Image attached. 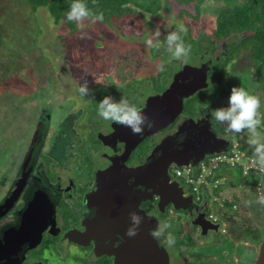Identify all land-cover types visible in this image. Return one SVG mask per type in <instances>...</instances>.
<instances>
[{"label":"flooded vegetation","instance_id":"af4514ba","mask_svg":"<svg viewBox=\"0 0 264 264\" xmlns=\"http://www.w3.org/2000/svg\"><path fill=\"white\" fill-rule=\"evenodd\" d=\"M177 18L180 19V16L173 17L176 22L170 26L171 30L180 25ZM183 25L188 29L185 33L187 39L184 41L189 46V52L190 48L196 47L201 52L202 42L198 40L196 43L192 27L185 23ZM162 43L164 44L163 40ZM157 48L154 47V52H150L149 55L152 60L157 59L159 62L156 73L140 79L122 80L120 83L117 81L118 76L116 79L111 77L113 85L126 88L130 84L139 87L142 81L148 83L152 80L151 82L155 83L146 86L137 105L144 108L151 97L161 95L168 89L176 77L178 82L184 78L180 82L188 83L194 79L196 81L194 72L206 75V87L184 97L181 112L166 127L157 131L148 133L150 129H145L142 135H137L125 129L126 126L119 129L122 127L121 124L108 121L106 125L108 130H96L95 140H90L82 124L75 127L79 129L77 134L64 127V131L56 135L53 131L47 130L52 124L58 127L53 119L56 111L52 106L46 107L48 98L52 97V87L56 86V81L52 80L49 84L50 93L34 97L40 110L35 120L37 125L29 141H25L22 127L21 129L17 127L14 134L10 131L11 135H7L8 143L4 149L0 147V264H114L118 247L123 244L126 237L127 221L124 217L128 216L129 219V213L135 212L129 205L135 204L137 197L142 195L144 197L140 199L139 208L157 219L158 228L160 220L161 223H169L172 220L174 226H179L175 235L176 238L180 237L179 241L171 247L162 236L154 235L157 230L153 232L159 244L168 253V264H218V260L222 263L227 262L226 264H236L232 254L241 255L236 260L239 264H253L247 258L245 246L247 240L234 239L228 223L221 222L220 219L217 221L210 219L208 214L210 207L193 200L188 190L182 188L183 195L191 197L188 208L174 209L168 204L161 211L158 207L159 195L154 192L162 190L167 193L171 188L169 184L176 181L172 174L175 164L169 160L178 156L169 151L180 149L184 144L193 150L197 148L198 150L188 159L191 161L196 158V153L212 144H218L219 139L229 141V138L217 134L214 124H210V117L202 112L204 103L210 101L211 107L215 108L219 106L216 99L221 98L209 97L206 101L197 99L198 93L209 84L208 73L213 60L218 58L217 55L211 58L214 51L211 56L199 53L200 56L196 58L194 54L187 60H172L177 62L179 68L171 73L167 81L160 70L165 64L163 58L169 54L166 50V53H159L156 51ZM239 60L240 57L237 61L242 66V61ZM131 62H135L134 57L128 63L123 62L120 68L131 66ZM233 64L226 77L230 74L229 78L233 76L239 83L241 74L239 72L233 74ZM184 67L189 70L187 71L189 75L181 74L179 77L178 74ZM120 68L117 73L121 72ZM105 76L111 75L105 73ZM103 80L101 77V81ZM103 83L98 84L97 88L90 83L89 88L102 90ZM74 85L78 92V86ZM90 95L81 96V99L93 100ZM226 99L227 97L224 100ZM22 104L19 105V111ZM66 105L68 101L64 106L57 105L56 110H62L61 119L67 124V115L63 112ZM83 114L84 109L76 123L82 122ZM88 118L84 121L89 122ZM10 123L8 122L6 127H9ZM14 127L11 126V129ZM92 131L91 128V133ZM66 137L69 140L64 145ZM180 137L182 139H178ZM100 146H103V149H100ZM19 151L21 155L15 163L14 153L19 155ZM96 155L98 156L95 157ZM159 158L158 165L169 163L167 165L169 179L165 183L162 175H141L136 172V169L139 170ZM6 162H9V166H6ZM71 170H75L76 176L81 175V172L86 173L84 179L77 180L75 176L69 174ZM117 192L127 194L129 204H126V207L113 208L110 205L105 207L104 196ZM177 195L174 193L176 200ZM148 196L150 198H147ZM121 211L124 213L125 230L123 226L119 227L120 216L114 214ZM129 223L130 220L128 225ZM225 237L228 243L234 245L230 255L223 250ZM173 249L177 251L176 256L170 253ZM71 257L75 260H71Z\"/></svg>","mask_w":264,"mask_h":264},{"label":"rangeland","instance_id":"374dc122","mask_svg":"<svg viewBox=\"0 0 264 264\" xmlns=\"http://www.w3.org/2000/svg\"><path fill=\"white\" fill-rule=\"evenodd\" d=\"M23 1L24 0H2V3L0 4V15L3 17L4 20L7 19L6 16L8 14H11L15 20L18 19L20 21L21 25L23 21H25L24 29L27 30L23 31L21 37H8L9 40L12 41V44L15 43L19 46L23 44L24 39L22 38L28 40L30 38L31 31L33 34V30H29L32 29V27L29 26L30 23L26 20L27 16H31V13H25L26 8L23 6ZM210 4L211 3L209 2L203 4V6L200 8V16H198L197 19L196 16L194 17L195 12L192 6L186 8V10L190 14L185 13L182 15L183 17L178 15V12H176L177 6L173 10H170L163 6L160 12H158L156 15L149 16V19L151 20L153 26L148 31L141 34L139 37H124L119 34V32H121L120 30L118 31L117 28H115L114 26L107 25L103 22L92 23L86 21L85 29L78 28L76 31L69 32L62 22H59L57 24L53 23L52 18L49 16L45 8H39L36 13L32 14L36 16V20L42 28L39 36V46L36 48L35 52L29 53L23 50L20 51L22 54L21 71H11L10 73L0 71L1 149L3 150L4 146L7 145L9 136L8 134H10V131H12L11 134H14V130L17 127L19 129H21L22 127V134L24 135V139L26 142L29 141V138L33 134V130L37 125V123H35V120L40 110L38 108V105L36 104L37 101L34 99L37 88L36 86L38 84L42 85L45 90V94H48L51 92L49 88V83L52 80L56 81V86L54 85L55 87H52V97H50V99L48 98L46 107L48 108L52 106L53 110L56 111L55 114L57 115L55 116L54 114L53 119H55L54 122L57 123L58 127L56 128L55 125L52 124L48 126L47 130H50V132L53 131L56 135H58L64 131V127H68L69 130H73V132L77 134L79 129L75 127H77L79 124H82L83 128L87 130L88 137H90V140H95L94 136L96 130H108V128L106 127V125H108V121L102 120L97 116L96 113L97 102L103 95L111 94L114 98L117 99L121 95H123L127 97L131 102L137 104L141 101L146 86H151L155 84L151 82L152 80L148 83L142 81L139 87L130 84L126 88L121 87L117 84H112V78L116 79L117 76L119 77L117 81H119L120 83L122 80L126 81L132 78L140 79L144 76L154 74L158 71V60H152V58H150V49L145 47V45L143 44V40L145 39V37L148 36L151 31L155 30V28L159 27L161 30V41L160 46L157 48L156 51L159 53H166L164 49V44L162 43L163 35L166 33V30L163 26L167 25L168 30H171L172 28L170 26L173 22H176L173 17L176 16H180V19L177 18V22L179 24L185 23L192 27V34L193 36H196V38H199L202 33H207L206 35L211 34L214 21V15L212 14V11H214L215 6L213 4ZM84 32H86V36L83 35ZM25 40L24 42L28 44V42ZM202 41L203 43L200 44L201 52H199V49L197 47L196 49L190 48V52H188L187 56L182 59L187 60L194 54H196L194 58L199 57V53L202 55L210 54L209 56H211L213 51L214 54L211 58H215L216 55L221 53L225 48V44L223 41H218V44L214 41L215 44H213V42H210L207 37H205V39ZM40 53L44 54L43 56L46 58L44 61L40 59L42 58L40 56ZM132 57L135 58V62H131V66H129L131 67L130 69L129 67L120 68L123 62L128 63ZM240 59L241 60H239V62L242 61L243 65L240 66L238 61L233 64V74L239 72V74L241 75H246L247 68H250V64L246 61L244 57H240ZM163 60L165 64L162 65L160 71L162 72L163 76H166L167 81H169L171 73L177 70L179 67L177 62L170 60V54L166 55ZM119 68L121 72L117 73V70ZM122 69L124 71H122ZM102 73L104 75H101ZM105 73H108L111 76H105ZM226 73H228V70ZM101 77L106 80L104 83V80L102 81L105 87L101 86L102 90H92L90 98L94 96L93 100L81 99V95L79 94V92L76 91L77 89L74 84L79 86V82H82V80L86 78L89 84L92 83L93 86L97 88L98 84L94 83V81L96 79L101 80ZM229 77L230 74H228V76L226 77L229 89L233 85H239V83L233 76L232 78ZM68 79L70 82H68ZM262 89L264 90V87ZM140 92H142V94L139 95L138 93ZM77 95L79 96L77 97ZM8 96H10L8 99L11 102L10 105L2 104V100ZM224 99L225 98H221V100L216 99V102L219 103V106L226 104L227 99ZM67 101L68 105H66L63 109V112L67 115L66 124V122L63 123L64 120L61 119L62 110H56V107H58L57 105L64 106V103ZM18 102L23 103L21 111L14 112L12 110V107ZM261 104L262 101L260 100V105ZM44 109L46 110V108ZM83 109L84 114L82 115V122L76 123L77 121H79V115L81 114ZM261 109L262 111L260 110L259 112L260 118H264V105H261ZM75 113L77 115H75ZM86 118L89 119V122L84 121ZM8 122H11L10 126L6 127ZM11 126H15L14 129H11ZM90 127L93 129L92 133ZM259 127L258 131L264 134L261 130V128H264L263 119H261V124ZM214 129L216 130V133L220 136H227L231 141H241L243 144L248 146L245 143V133L242 132L240 134H234L232 132L222 130L220 126H217L215 124ZM68 140L69 139H67V137L66 139H64V145L68 142ZM101 148L103 149V146H100V149ZM18 154L19 155H17V153H14L15 163L18 162L21 152L19 151ZM90 154L93 153L90 152ZM97 156L98 155H96L95 157ZM249 163L250 162L245 157H241L239 161V164L245 166ZM15 165L13 166L15 167ZM6 166H9V162H6ZM69 174L75 176L77 180L82 181L86 173L81 172V175L76 176L75 170H71ZM183 188L188 190L189 186L183 185ZM251 196V192L248 189H245L244 191L241 190L240 193L234 191L227 193L228 199L236 200L238 201V204L236 205L237 207L235 212L230 213L229 216H225L226 218L229 217V220H231L228 222H223L234 226L232 228H236L240 232L249 224L256 223L255 214H249L251 213V209L248 207V204H251L252 207L258 209L256 205H253L251 203L253 201L251 200ZM239 202H241L242 204H239ZM239 205L242 206L241 208L239 207L240 209H238ZM209 207H211V211L210 209L209 211L214 213V208L212 207V205ZM246 207L248 208V210ZM214 214L217 216V213ZM231 214H233V216H231ZM259 217L260 216L257 215V218ZM171 222L172 220L169 221V224L171 226L169 230L173 231L176 235L179 226H174ZM161 224L162 223L160 220V225ZM259 225L261 227H264V223L262 222H260ZM179 238L180 237L176 238V241H179ZM224 243V253L226 252V254L230 255L231 252H233L234 250V245L228 243L226 237ZM245 246L247 258L249 260L251 259L250 261L253 260L254 264L255 258L259 250V246L253 245L248 241L245 243ZM176 252L177 251L173 249L170 253L171 255L176 256ZM232 257L235 259V263L239 264L236 260L239 259L241 255L232 254ZM72 259L73 258L71 257V260ZM217 262L218 264L227 263H222V261L220 260H218Z\"/></svg>","mask_w":264,"mask_h":264},{"label":"trees","instance_id":"16d2710c","mask_svg":"<svg viewBox=\"0 0 264 264\" xmlns=\"http://www.w3.org/2000/svg\"><path fill=\"white\" fill-rule=\"evenodd\" d=\"M23 2V6L26 8L25 13H31V16L26 17V20L29 21V26L32 27L29 30H33V34L31 31L28 40L22 38L28 44L24 40L20 46L15 43L12 44V41L8 38L21 37L23 31L27 30L24 29L25 21L21 25L20 21L15 20L11 14L6 16V20L0 15V71L5 73L21 71L22 54L20 51L35 52L39 46V36L42 28L36 20V16L32 15L39 8H45L53 23L62 22L69 32L78 29L74 23H64L62 19L63 13L71 0H24ZM85 2L93 12L102 11L104 14L103 23L114 26L118 31H121L119 34L124 37H139L148 31L153 26L149 16L156 15L163 6L170 10L177 6L176 12L180 16L185 13L190 14L186 8L192 6L195 12L194 17L196 16L197 19L200 16V8L204 3L213 4L215 8L212 11L214 15L212 32L208 35L202 33L199 38H196V42L199 40L200 43H203L202 40L207 37L210 42L214 40L216 43L223 41L225 48L217 54L218 58L213 60L208 73L209 84L206 89L198 93L197 99L206 101L209 97L226 98L229 93L226 72L231 68V64L237 61V58L244 57L250 64V68H247L246 75H240L239 86L246 88L250 93L259 97L262 101L261 105H264V90L262 89L264 87V0H85ZM1 3L2 0H0ZM182 35L183 39L186 40L187 36ZM153 50L154 47L150 49V52H154ZM43 55V53H40L42 61L46 59ZM36 87L35 96L45 94L42 85L38 84ZM9 97L4 98L2 104L10 105ZM19 105L20 102L15 104L12 110L14 112L19 111ZM261 105L258 112L262 111ZM260 119H263L264 125V118L261 117ZM261 130L264 133V128H261ZM238 144L243 151L242 157L246 158L249 155L254 157L250 147L241 141ZM246 159L248 160V158ZM250 163L246 166L238 163L235 166L221 165L219 169L213 172L210 179L211 181L219 180V183L216 187H212L210 192L205 187L201 188V192H205L206 195L205 205L208 207L212 205L214 213H218L217 216L221 219L220 221L228 222L231 219L229 220V217L226 218L225 216L235 212L238 201L228 199L227 193L231 191L240 193L241 190H250L251 200H253L251 203L256 205L258 209L248 204L251 209L249 214H255L256 223L249 224L241 232L236 228L233 229L234 226H229H231L234 238L247 240L251 244L259 246L264 235V227L259 225L260 222L264 223V204L259 203V200L264 198V175H261L252 166L249 167ZM258 184L263 189L261 196L255 190ZM241 202L239 204H242ZM239 207L242 206L239 205L238 209H240ZM257 215L260 217L257 218Z\"/></svg>","mask_w":264,"mask_h":264},{"label":"clouds","instance_id":"9594fccd","mask_svg":"<svg viewBox=\"0 0 264 264\" xmlns=\"http://www.w3.org/2000/svg\"><path fill=\"white\" fill-rule=\"evenodd\" d=\"M62 19L64 23L71 22L76 27L85 29L86 21L92 23L103 22L104 14L102 11L93 12L87 6L85 0H71V3L63 13ZM163 27L166 30V34L163 35L164 47L170 54V60L178 61L186 57L189 52V46L185 43L182 34L187 33L188 29L183 24L178 25L174 30H168L167 25ZM83 35L86 36V32ZM160 41L161 30L157 27L145 37L143 44L145 47L151 49L153 47H159ZM94 83L101 84L102 81L96 79ZM78 92L84 97H88L92 93V89L89 88V83L86 78L82 82H79ZM259 107V97L250 93L244 87L233 85L229 89L225 105L212 108L211 102L209 101L202 105V112L205 116L210 117V124L220 126L224 131L234 134L245 133V143L250 147L258 164L264 166V134L258 131V127L261 124L260 114L258 112ZM96 113L102 120L124 125L132 133L137 135H142L145 129H151L153 127V121L144 113L143 107L131 102L123 95L118 99L114 98L111 94L103 95L97 102ZM178 139H182V137ZM228 142L230 145L231 140ZM208 155L211 154H206L204 157ZM174 167L177 166L175 165ZM176 181L183 188L177 179ZM259 203L264 204V198L260 199ZM129 220L130 223L125 230V234L131 237L136 235L142 217L136 212H130ZM170 227L168 222H164L159 226L154 235L157 237L162 236L168 246L171 247L176 243V236L173 231L169 230Z\"/></svg>","mask_w":264,"mask_h":264},{"label":"water","instance_id":"95a60500","mask_svg":"<svg viewBox=\"0 0 264 264\" xmlns=\"http://www.w3.org/2000/svg\"><path fill=\"white\" fill-rule=\"evenodd\" d=\"M189 71L186 67L183 68V71L178 74L180 77L181 74L189 75ZM196 77L191 82L181 83L176 79L170 85L168 89H166L161 95L151 97L146 106L143 108L144 113L153 121V127L150 129V132L157 131L166 127L169 123L173 121V119L181 112L183 98L188 97L193 94L195 91L206 87V75L201 73L194 72ZM194 77V78H195ZM124 126V125H121ZM125 127V126H124ZM125 129H129L125 127ZM149 130V129H148ZM115 133V132H114ZM118 134V132H117ZM122 135H126L123 134ZM127 136V135H126ZM163 141V140H162ZM197 142V140H196ZM219 142V143H218ZM218 144H212L207 149L202 150L199 153H196V158L189 161L188 159L191 155L196 152L198 149L193 150L190 146H182L180 149L169 151V153L174 156H178V158L171 159L169 162L173 161L177 167H183L188 165H195L204 157L206 154H213L218 152L227 151L229 147V142L226 140L219 139ZM136 141L134 142V144ZM159 147V145L157 146ZM127 151V150H126ZM160 158L157 161H152L144 166H142L137 172L141 175H162L164 176V181L169 179V175L167 174V165H158ZM169 186H171L170 190L166 193L162 190L155 191L154 194L159 195L158 207L161 211H163L164 207L168 204H171L174 209H186L190 205L191 197H186L183 195V190L181 186L176 181H172ZM164 190V189H163ZM170 193V195H169ZM174 193L178 194V200L174 198ZM133 194V193H132ZM145 195V194H144ZM152 194L149 196L151 197ZM147 198H150V197ZM144 197L138 196L137 200L134 203H131L129 206L135 210L141 217V224L139 229L134 236L125 237V241L121 244L116 252L115 262L114 264H168L169 256L166 249L159 244L156 237L153 235V232L158 228V221L154 216L147 215L144 210L139 208L140 199ZM105 207L106 205H110L113 208L116 207H126L128 205V196L115 193V194H107L104 196ZM128 206V207H129ZM120 216V226H123V230H125V226L123 225V214L122 211L115 212ZM128 216H125V220L127 221V227L129 219ZM217 227V226H215ZM254 264H264V235L259 245V250L257 256L255 258Z\"/></svg>","mask_w":264,"mask_h":264},{"label":"built area","instance_id":"2783aa9c","mask_svg":"<svg viewBox=\"0 0 264 264\" xmlns=\"http://www.w3.org/2000/svg\"><path fill=\"white\" fill-rule=\"evenodd\" d=\"M243 151L240 149L237 141H231L227 151L214 153L202 158L195 166L188 165L183 167H174L173 175L182 185L189 186V193L192 194L193 200L201 202L205 205V192H201V188H208L209 192L212 187H216L219 180L211 181V176L216 169H219L221 165L228 164L235 166L239 164ZM250 163L249 167H253L258 170L261 175H264V166L258 164L254 157L247 156ZM257 194L261 196L263 189L260 184L255 188ZM213 198V197H212ZM215 199V198H214ZM209 218L213 221H217V216L213 213H209Z\"/></svg>","mask_w":264,"mask_h":264},{"label":"bare ground","instance_id":"6f19581e","mask_svg":"<svg viewBox=\"0 0 264 264\" xmlns=\"http://www.w3.org/2000/svg\"><path fill=\"white\" fill-rule=\"evenodd\" d=\"M122 128H124V127H123V126H122L121 128L119 127V129H122ZM137 171H138V169H136V172H137ZM196 202H197V201H196ZM200 205H201V204H200ZM216 211H217V210H216ZM209 213H210V212H209ZM209 213H208V214H209ZM208 214H207V215H208ZM217 214H218V213H217ZM219 215H220V214H219ZM220 220H221V219H220Z\"/></svg>","mask_w":264,"mask_h":264}]
</instances>
